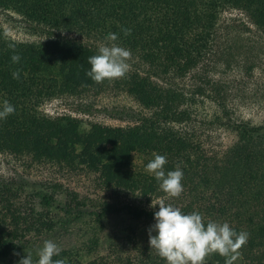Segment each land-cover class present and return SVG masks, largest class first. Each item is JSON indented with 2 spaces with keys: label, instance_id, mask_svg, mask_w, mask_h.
Wrapping results in <instances>:
<instances>
[{
  "label": "trees",
  "instance_id": "trees-1",
  "mask_svg": "<svg viewBox=\"0 0 264 264\" xmlns=\"http://www.w3.org/2000/svg\"><path fill=\"white\" fill-rule=\"evenodd\" d=\"M228 7L244 11L264 30V0H0V10L17 14L26 28L44 36L39 41H16L0 27V106L7 100L15 108L0 119V153L57 170L83 166L112 193L143 198L163 194L145 167L153 153L164 155L165 172L177 165L183 172L188 199L177 206L182 213L196 211L205 223L227 222L237 233L247 232V243L239 249L241 262L264 264V120L231 119L217 92L205 93L197 83L184 90L175 81L188 74L199 77L193 70L212 51L218 14ZM122 28L131 34L125 36ZM108 33L117 34L115 43L145 65L130 70L117 84L147 111L103 107L108 117L129 124L89 123L84 131L76 117L43 114L39 110L43 101L106 81L97 84L85 75L91 67L88 57L97 54L98 46L75 35L105 40ZM10 43L21 57L18 63L11 61ZM17 69L20 78L13 79ZM199 94L217 106L215 121L234 135L232 143L218 151L206 149L189 128L193 98ZM77 109L90 111L86 106ZM134 156L141 159V168L133 165ZM57 196L63 197L66 209L86 206L77 191L55 179L0 176V264H18L24 238L53 230L48 210ZM99 209L98 215L125 212L133 220H153L159 210L116 200L103 201ZM123 238L116 236L106 255L85 262L75 260L68 249L53 259L99 264L110 257L112 264H166L148 240L139 244L129 233ZM97 246L92 236L81 251L88 253ZM209 259L211 264L225 261L218 254Z\"/></svg>",
  "mask_w": 264,
  "mask_h": 264
},
{
  "label": "rangeland",
  "instance_id": "rangeland-1",
  "mask_svg": "<svg viewBox=\"0 0 264 264\" xmlns=\"http://www.w3.org/2000/svg\"><path fill=\"white\" fill-rule=\"evenodd\" d=\"M0 27L7 37L16 41H39L44 38L43 35L26 28L19 16L11 11L0 10ZM75 36L98 47L105 43L104 39ZM201 62L197 69L193 70H198V78L192 79L191 74H188L175 80L176 83L184 90L197 83L204 88L205 93L215 95L217 92V99L228 109L231 119H243L251 123L264 120V30L255 26L244 11L228 7L218 14L212 51ZM128 63L129 71L145 67L132 54ZM117 81L118 79L106 80L99 87L87 88L77 94L52 97L43 101L39 110L48 116L68 114L76 117L80 121L81 131L87 129L89 123L108 126L129 124L125 120L110 118L101 111L103 107L111 106L147 111L118 86ZM204 95L194 96L188 125L199 143L208 150L218 151L231 144L234 135L215 121L217 106ZM82 106L88 107L90 111L84 113L77 109ZM133 165L141 168V159L134 156ZM65 170H57L56 167L45 163L30 162L24 157L0 153V176H15L28 180L55 179L69 189L77 191L86 203L85 207L78 210L66 209L63 197L57 196L48 210L55 223L53 230L24 238L20 248L22 257L31 253L35 261L38 258L37 250L43 246L45 240L55 242L60 250H71L72 255H75L74 259L80 262L106 255L111 240L116 236L123 238L126 233L133 236L137 243H144L148 240V229L155 223L154 219L133 220L125 212L98 215L99 205L103 201H132L146 209L158 210V205H152H156L160 199L175 207L188 199L184 187L181 195L176 198L167 197L164 192L147 198L138 194L127 195L124 192L114 194L103 188L97 175L83 166L75 170ZM92 236L97 239V248L88 253L81 251ZM129 247L126 246L127 249H130ZM99 264H112V260L106 257ZM131 264L134 263L131 261ZM206 264H211L209 256L206 258ZM233 264H243L239 255Z\"/></svg>",
  "mask_w": 264,
  "mask_h": 264
},
{
  "label": "clouds",
  "instance_id": "clouds-1",
  "mask_svg": "<svg viewBox=\"0 0 264 264\" xmlns=\"http://www.w3.org/2000/svg\"><path fill=\"white\" fill-rule=\"evenodd\" d=\"M121 30L125 36L131 34L130 29ZM117 39V34L108 33L105 43L98 47L97 54L88 57L91 67L85 75L97 84L123 78L129 71L131 51L116 44ZM8 46L14 53L11 61L18 63L21 57L16 54L15 45L10 43ZM12 77L19 79L20 70L14 71ZM0 109V119L7 118L15 111L14 106L7 100L3 101ZM167 162L166 156L153 153V159L146 164L145 170L154 176L167 197L176 198L183 192V172L179 165L175 170L165 172L164 166ZM157 205L159 210L154 213L155 223L148 229V244L166 264H206V258L212 254L224 257V264H233L239 249L247 243L248 233H237L227 222L208 220L205 223L199 212L184 214L179 207L166 203L164 199L152 206ZM59 252L60 248L55 242L45 240L43 246L37 250L38 258L35 261L32 254L27 253L18 264H68L66 259H53Z\"/></svg>",
  "mask_w": 264,
  "mask_h": 264
}]
</instances>
